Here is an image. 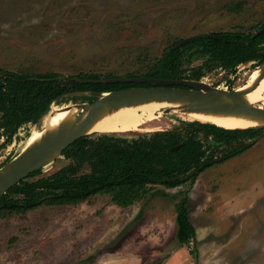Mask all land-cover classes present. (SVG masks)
I'll list each match as a JSON object with an SVG mask.
<instances>
[{"label":"rangeland","instance_id":"obj_1","mask_svg":"<svg viewBox=\"0 0 264 264\" xmlns=\"http://www.w3.org/2000/svg\"><path fill=\"white\" fill-rule=\"evenodd\" d=\"M263 19L264 0H0V70L66 77L144 74L176 40L216 31L255 32ZM190 52L184 54L188 72L203 60L188 57ZM257 66L242 63L229 73L215 67L201 81L233 90L246 84ZM76 96L53 102L57 108L88 102ZM189 120L161 114L139 130L110 135L131 140ZM35 124L21 126L0 149V167L18 154ZM252 147L204 170L192 185H154L127 207L96 194L75 205L41 204L2 217L0 264H264V134ZM68 162L61 155L42 175ZM178 190H188L196 256L175 236L172 196Z\"/></svg>","mask_w":264,"mask_h":264},{"label":"trees","instance_id":"obj_2","mask_svg":"<svg viewBox=\"0 0 264 264\" xmlns=\"http://www.w3.org/2000/svg\"><path fill=\"white\" fill-rule=\"evenodd\" d=\"M261 29L264 19L255 32L216 31L181 46L178 45L183 39L176 40L163 50L147 72L124 77L201 80L215 67L229 73L242 63L254 62L257 66L264 60V31L253 35ZM186 51H191L188 57L203 58L190 72L184 66ZM115 77L80 73L65 78L55 72L2 73L0 70V149L11 143L21 126L35 124L50 104L65 94L85 92L74 99L93 102L103 92L150 86L126 81L97 82ZM262 134L263 128L226 129L189 120L170 130L131 140L105 133L85 135L62 151L69 160L66 165L46 176L42 175V169H37L0 195V218L25 214L41 204L75 205L96 194L109 195L113 203L127 207L145 198L154 185L166 188L186 182L192 185L201 172L239 156ZM175 146L178 147L172 150ZM172 197L177 200L176 239L196 256L197 248L190 247L197 244V235L189 216L188 190H178Z\"/></svg>","mask_w":264,"mask_h":264},{"label":"water","instance_id":"obj_3","mask_svg":"<svg viewBox=\"0 0 264 264\" xmlns=\"http://www.w3.org/2000/svg\"><path fill=\"white\" fill-rule=\"evenodd\" d=\"M263 31L264 29L257 31L253 37L259 35ZM199 37L201 36L196 35L185 38L178 46L194 41ZM203 37H207V35H203ZM256 68L258 70V76L254 84L243 90H238L237 88L233 90L221 89L211 86L201 80L192 79L168 80L144 76L100 79L97 82L126 81L147 83L150 84V86L131 87L118 91L103 92L100 93L99 97L93 102L75 103L69 106L68 111L70 112L68 113L69 119L67 122L48 131L27 153L23 155L17 154L13 159L0 167V195L4 194L21 179L26 178L31 172L42 169L54 162L62 155V151L75 140L89 135L86 131L101 111H113L129 106L156 104L162 106L161 111L163 114L174 111L224 110L226 112L258 118L264 121V107L251 103L244 96L247 91L255 88L258 83L264 79V60ZM64 77L66 78V76ZM173 85H180L183 87H174ZM84 94L86 93L72 92L66 95L76 96ZM79 116L80 119L75 122L76 117ZM247 128L264 129V123ZM177 147L178 146L173 147L172 150Z\"/></svg>","mask_w":264,"mask_h":264},{"label":"bare ground","instance_id":"obj_4","mask_svg":"<svg viewBox=\"0 0 264 264\" xmlns=\"http://www.w3.org/2000/svg\"><path fill=\"white\" fill-rule=\"evenodd\" d=\"M258 76V70L255 68L249 75L246 84L238 87L243 90L251 87ZM245 98L258 106L264 107V79L258 85L244 95ZM73 105V104H71ZM59 107L51 103L49 110L42 116L40 121L34 125L26 138L18 154L23 155L32 149L51 129H55L68 121V107ZM161 105H139L129 106L113 111H101L92 121L87 129V134L106 133L123 134L139 130L141 126L159 117L162 113ZM177 113L191 120H197L204 123H212L226 129L247 128L258 126L264 123L262 119L238 115L224 110L211 111H186L169 112ZM80 119L76 117L75 122ZM42 122V123H41ZM41 123V124H40ZM42 130V131H41Z\"/></svg>","mask_w":264,"mask_h":264},{"label":"crops","instance_id":"obj_5","mask_svg":"<svg viewBox=\"0 0 264 264\" xmlns=\"http://www.w3.org/2000/svg\"><path fill=\"white\" fill-rule=\"evenodd\" d=\"M251 148H253V147H251ZM250 149V148H249ZM248 150V149H247ZM253 151H255V150H253Z\"/></svg>","mask_w":264,"mask_h":264}]
</instances>
